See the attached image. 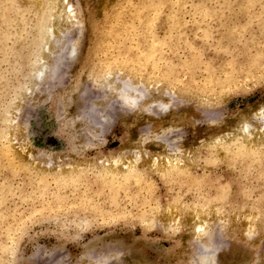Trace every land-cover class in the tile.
<instances>
[{
    "label": "rangeland",
    "instance_id": "374dc122",
    "mask_svg": "<svg viewBox=\"0 0 264 264\" xmlns=\"http://www.w3.org/2000/svg\"><path fill=\"white\" fill-rule=\"evenodd\" d=\"M263 118L264 0H0V264H264Z\"/></svg>",
    "mask_w": 264,
    "mask_h": 264
},
{
    "label": "bare ground",
    "instance_id": "6f19581e",
    "mask_svg": "<svg viewBox=\"0 0 264 264\" xmlns=\"http://www.w3.org/2000/svg\"><path fill=\"white\" fill-rule=\"evenodd\" d=\"M50 34V33H49ZM51 36H52V34H51ZM49 38V37H48ZM67 57H69V56H67ZM43 66V65H42ZM41 72V73H40ZM42 74V71L41 70H38L36 73H35V76L36 77H39V75H41ZM263 124H264V118L262 119V125L261 126H263ZM260 128H262V127H260ZM236 129H238L239 131H238V133L240 132V135H247L248 137L249 136H251V134H250V129H252L251 128V124L249 123V121L247 120V119H244V120H241L240 122H238L237 123V128ZM133 157V156H132ZM133 160V163H134V159H130V162ZM167 163V162H166ZM131 164L132 163H130L129 164V166L131 167ZM135 165V164H134ZM129 166H127L128 168H129V170H131V168L129 167ZM125 168V167H124ZM199 214V213H198ZM198 219V224H197V226H196V228H195V232L196 233H199V232H201V231H203V230H205V228H206V226H205V222H206V220L203 218H201V215L199 214V216L197 217ZM194 224H196V223H194ZM205 243H208V246H205V245H201V248L203 249V250H209L210 249V245H211V239L210 238H205ZM200 245V244H199Z\"/></svg>",
    "mask_w": 264,
    "mask_h": 264
}]
</instances>
